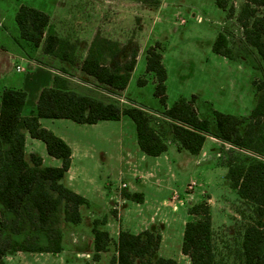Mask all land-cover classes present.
I'll list each match as a JSON object with an SVG mask.
<instances>
[{"label": "trees", "instance_id": "obj_1", "mask_svg": "<svg viewBox=\"0 0 264 264\" xmlns=\"http://www.w3.org/2000/svg\"><path fill=\"white\" fill-rule=\"evenodd\" d=\"M155 6L160 0H141ZM218 7L226 8L225 0H215ZM264 0H243L236 20L242 29L244 41L255 49L262 67V76L254 81L257 101L249 116H238L213 110V121L200 118L195 109L196 95L180 96L166 106L167 70L162 63V49L157 42L146 52V72L155 76L154 96L164 107L161 112L169 125L168 131L159 132L151 123L147 110L132 102L121 106L115 101L105 102L69 88L68 82L55 75L53 85L41 90L36 109L22 115L26 93L20 88L7 87L0 97V259L9 251L59 253L62 250L63 221L79 223V208L86 199L65 185L64 178L70 166L71 149L52 131L42 127L41 118L70 119L76 123L94 124L102 120L129 117L136 129L140 150L149 156H158L168 150V140L179 144L192 155L201 151L206 136H212L238 150L253 156L247 163L229 161L226 164L229 186L239 199L238 213L247 221L240 243L243 264H264ZM230 14L234 13L229 8ZM14 20L22 40L33 47L41 46L45 54L70 64H80L85 74L93 77L99 86L116 94L126 88L136 63V53L119 61V42L96 35L86 56L80 61L76 55V41L60 37L50 23L49 16L32 6L20 5ZM212 51L233 60L229 42L219 32ZM118 61L111 67L106 56ZM59 72H69L60 68ZM145 77L137 80L139 86ZM246 125L242 130L243 125ZM44 143L48 155L59 159L60 166L43 164L39 155L26 153L25 135ZM126 198L140 201L138 194L124 193ZM197 219L188 220L183 229L181 250L188 254L191 264H216L212 240L211 214L206 203L189 209ZM106 217L92 221L94 261L106 252L111 243L115 253L112 264H180L171 257L157 255L161 235L153 230L133 233L120 230L116 239L102 228ZM84 264H89L85 262Z\"/></svg>", "mask_w": 264, "mask_h": 264}, {"label": "rangeland", "instance_id": "obj_2", "mask_svg": "<svg viewBox=\"0 0 264 264\" xmlns=\"http://www.w3.org/2000/svg\"><path fill=\"white\" fill-rule=\"evenodd\" d=\"M23 1L42 2L43 0ZM225 1L226 8L222 9L216 5L215 0H167L169 3L168 8L162 12L153 10L149 17H146L145 12L140 10L143 18L142 16H135V8L128 7L125 23L122 25L125 40L124 44H122L123 49L118 55V60L129 59L133 53H136L137 57L139 48L140 53L139 63L132 74L125 93L127 101L120 102L114 91L99 85H96L95 90L92 89L93 86L87 88L88 91L79 90L105 102L115 101L122 106H129L135 101V103L147 110L151 117L152 125L159 132L165 134L169 129V125L161 114L164 107L153 94L154 84L152 78L148 77L143 86H139L137 83L140 77H146L144 73L145 51L143 49L144 46H142L143 38L141 36L144 34H141V29L142 27L145 29L144 33L152 30L154 35L160 33V27L162 26L160 23L170 22L167 21L166 17H170L171 21L173 19L175 25H181V19H185L187 23L181 26L179 30H171L165 33L166 35L170 34L167 37L168 40L164 50V62L167 68V106L171 105L180 96L189 98L192 94H198L194 106L200 118H207L213 121V110L238 116H249L259 95L255 89L254 81L262 76L261 61L255 49L245 43L242 29L236 20L238 9L243 0ZM17 2L18 0H0V8L4 14L3 23L8 26L10 31L12 30V25L16 27L12 8ZM135 2L142 1L135 0ZM130 4L132 5L134 2H129ZM230 7L234 9L233 14L229 12ZM261 11L264 12V9L262 8ZM112 15L114 16L115 13ZM113 18L115 19L116 17ZM219 32L226 35L231 54L234 57L233 60L212 52L213 40ZM71 41L75 42L73 38ZM78 58H81L80 55ZM118 60L114 59L113 56H106V62L111 67ZM70 75L73 77L72 80L68 79V75H63L62 78L69 83L71 82L75 87L80 86L81 83L89 85L88 80H81L75 74ZM124 119L127 121L123 127L126 133L136 137L133 121L127 116ZM46 121L52 128L60 130V132L64 130L70 137L82 140L86 144L93 141L94 137L91 133L84 134L77 129H67V126L60 124L71 123V125L78 126L79 124H75V122H60L67 120L55 119H47ZM51 122H54V125ZM245 126L244 124L242 130ZM165 137L166 140L170 141V137L167 135ZM93 143L98 144V149L99 147L101 148V144L97 141H93ZM206 146L212 148L210 142ZM251 159H253L252 155L230 145L220 143L217 150L213 151L208 158L206 157V160L199 166H195L194 171L190 173H181L179 175L176 173L178 178L175 180L170 179L169 181L166 180V176L164 177V171L163 173H158V177L164 179L161 184L162 187H171L174 190L173 194L169 190L162 192L150 191L156 193L158 199L168 198V200L178 206V209L171 215L156 217L151 222V230L156 231L163 238V242L160 241L157 255L171 257L180 264H191L188 254L181 250V227L188 220L197 219V216L189 213L191 206L198 203H206L211 214L212 240L216 253V264H243L240 258V243L247 221L238 213L240 204L238 195L235 190L230 188L229 180L226 178L227 173L224 175V170L226 171L225 167L229 161L247 163ZM141 173V175L146 174ZM171 173H167L168 177H170ZM90 174L96 176L98 181L102 183L106 181V178L101 174L97 175L94 172ZM137 175L140 174L137 172ZM190 177L195 178L198 184L193 180L191 181ZM127 180V177H123L117 190L119 188L122 191L127 189L131 182ZM152 181L156 183L155 179ZM121 183H126L127 187L122 188L120 186ZM157 183H161V180L157 181ZM191 183H193L192 189L189 190L191 194L187 195L186 187ZM201 190H204V192L200 193ZM149 221H151V218H149ZM91 227L92 225L89 227L88 224L86 226V223H84L76 235L72 234L70 236L69 231L66 230L65 239L62 238L61 241L63 251L61 250L60 253L9 251L1 257L0 264H84L85 262H89V264H112L111 257L115 253L113 243L110 244L106 252L100 254L98 261L93 260V251L90 249L93 247L92 245L90 247L88 241ZM73 243L80 246L77 248L73 247ZM75 251L78 254H75Z\"/></svg>", "mask_w": 264, "mask_h": 264}, {"label": "crops", "instance_id": "obj_3", "mask_svg": "<svg viewBox=\"0 0 264 264\" xmlns=\"http://www.w3.org/2000/svg\"><path fill=\"white\" fill-rule=\"evenodd\" d=\"M129 2H134V4L129 5ZM20 5L32 6L45 12L60 37L70 40L73 38L76 41L77 47L75 53L78 56L80 55V60L86 56L89 46L96 35L119 42L122 47L125 40L122 25L125 23L128 7L135 8V16H142V18L143 15L140 13V10L145 12L146 17H149L150 13H152L151 11L162 12L169 7L167 0H160V3L155 6L135 2V0H43L42 2H24L23 0H18L12 8L13 16H15ZM113 13H115L114 16L112 15ZM113 17L116 18L114 19ZM166 18L170 22L160 23L162 25L160 33L153 35L152 30L151 32L144 33L145 29L143 27L141 29V34H144L141 36L143 38L142 46H144L143 49L145 51V78L148 80V77H151L153 84H155L154 74L146 72L147 49L158 42L162 49V63L166 68L164 50L168 40L167 37L170 34L166 35L165 33L171 30L177 31L187 23V20L181 19V25H175L173 19L171 21L170 17ZM3 19L4 14L0 8V97L2 90L7 87L20 88L25 91L26 98L22 115L27 116L35 111L41 90L53 85L55 75L63 77V74L59 72L60 68L66 69L69 74H75L81 80L89 81V85L81 83L80 86L84 87H75L71 82H68L69 88L78 93H83L82 90L88 91L87 88L91 86L95 90L98 84L93 77L80 70V64H70L57 57L43 53L41 46L33 47L20 38L17 25L16 27L12 25V30L10 31L8 26L4 25ZM139 53L140 48L137 50L136 63L129 82L139 63ZM16 66H21L23 71H16ZM67 77L71 80L73 78L72 76L70 78L69 76ZM129 82L125 89L117 93L120 102L127 101L125 93ZM167 88L166 78V92ZM89 92L91 91L89 90ZM194 95L197 98L198 94ZM119 105L121 104L119 103ZM124 117L122 116L119 120H102L94 124L75 122V124H79L78 126L71 125V123H60L63 126H67V129H77L84 134L91 133L94 137L93 141L101 144V148L99 147V149L98 144L93 143V141L86 144L82 140L70 137L64 130L60 132V130L52 128L47 123V118L39 120L42 127L62 138L70 147V166L64 178V183L86 199V204L81 205L79 208L81 214V221L79 223L62 222L63 239H65L66 230L69 231V236L72 234L76 235L84 223L90 227L92 221L100 217H106V224L102 228L106 229L110 237L114 239H116L120 230H128L133 233L151 230V222L156 217L171 215L178 209V206L168 200V198L158 199L157 194L150 191L162 192L169 190L173 194L174 190L171 187H162L161 184L164 179L161 177L160 179L158 173H163L164 171L163 175L164 177L166 176L167 181L170 179L175 180L178 178L176 177V173L179 175L194 171L195 166H199L204 162L206 157L208 158L213 151L217 150L219 144L223 143L212 136H206L201 151L196 155H192L184 149H179V144L170 139L166 152L158 156H149L140 150L136 137L126 133L123 127L127 121H125ZM55 120L74 122L70 119ZM51 123L54 125V122ZM208 142H210V145L212 144V148L206 146ZM223 144L228 145L226 143ZM25 150L27 154L34 153L39 155L44 165L60 166L61 164L59 159L47 154L43 142L31 137L27 133L25 135ZM225 169L224 175L227 173V168L225 167ZM93 172L97 175H103L106 181L104 183L98 181L96 176L90 174ZM137 172L140 175H137ZM141 172L146 174L141 175ZM168 172H172L170 177L167 175ZM123 177H127L129 182L133 183L130 182L127 189L123 191L120 188L117 190L119 182ZM154 179L156 183L152 181ZM159 180H161V183H157ZM190 180L198 184L195 178L190 177ZM125 192L130 194L137 193L141 196V200L137 201L126 198L124 196ZM202 192L204 190L200 191V193ZM149 218H151V221H149ZM182 229H184V226L181 227V235H183ZM88 241L90 247L91 245L93 247L92 232L89 234ZM161 242H163V238H161ZM72 246L77 248L80 245L73 243ZM90 249L93 251V248ZM75 254H78V252L75 251ZM69 261L71 260L69 259Z\"/></svg>", "mask_w": 264, "mask_h": 264}, {"label": "built area", "instance_id": "obj_4", "mask_svg": "<svg viewBox=\"0 0 264 264\" xmlns=\"http://www.w3.org/2000/svg\"><path fill=\"white\" fill-rule=\"evenodd\" d=\"M15 68H16V71H23V68L21 66H16ZM192 185H193V183L187 185V187H186V194L187 195L191 194L189 190L192 189ZM121 187L125 188V187H127V184L126 183H121Z\"/></svg>", "mask_w": 264, "mask_h": 264}]
</instances>
